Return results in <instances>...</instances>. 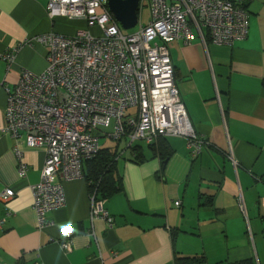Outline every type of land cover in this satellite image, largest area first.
I'll return each mask as SVG.
<instances>
[{
  "label": "crops",
  "instance_id": "1",
  "mask_svg": "<svg viewBox=\"0 0 264 264\" xmlns=\"http://www.w3.org/2000/svg\"><path fill=\"white\" fill-rule=\"evenodd\" d=\"M48 1L0 0V193H15L9 203L0 202V220L7 209L12 213L0 228V264H177L180 258L264 264V0L245 2L248 34L232 46L212 44L205 29V45L195 32L190 44H168L189 121L207 143L201 153L192 158L184 138L168 137L156 144L164 140L170 153L164 163L144 144L137 163L122 140V149L109 147L121 153L114 164L120 190L102 201L113 228L101 219L90 223L89 182L83 178L63 183L65 207L37 230L30 188L40 181L45 154L20 137L17 146L29 170L18 178L14 143L2 132L7 97L21 70L46 69L45 47L28 41L80 30L99 34L80 19H50ZM143 12L149 19L139 2L136 32L147 24ZM7 54H14L11 63L3 58ZM68 226L66 251L59 229Z\"/></svg>",
  "mask_w": 264,
  "mask_h": 264
},
{
  "label": "built area",
  "instance_id": "2",
  "mask_svg": "<svg viewBox=\"0 0 264 264\" xmlns=\"http://www.w3.org/2000/svg\"><path fill=\"white\" fill-rule=\"evenodd\" d=\"M246 1L140 0L148 8L149 21L127 36L107 0L48 1L50 19H80L99 34L80 30L71 36L50 33L28 41L45 47L46 69L40 74L21 70L7 97L2 132L14 143L18 178L24 179L29 170L17 146L20 137L27 147L42 148L45 154L40 181L30 188L37 230L49 225L50 213L65 207L63 183L83 179V164L99 153L101 140H124L129 149L136 142L155 146L160 139L182 137L192 158L201 153L207 143L189 121L168 44L175 40L190 44L195 32L205 45L203 29L214 45L232 46L244 40L249 26ZM13 57L3 56L8 63ZM134 108L137 114L127 115ZM14 196L6 189L0 202L7 204ZM89 202L90 223L101 219L112 229L113 218L96 192L89 193ZM238 202L244 215L241 197ZM179 205L177 201L175 206ZM11 215L7 209L0 228ZM71 239L69 226L59 229L61 249L68 251Z\"/></svg>",
  "mask_w": 264,
  "mask_h": 264
},
{
  "label": "trees",
  "instance_id": "3",
  "mask_svg": "<svg viewBox=\"0 0 264 264\" xmlns=\"http://www.w3.org/2000/svg\"><path fill=\"white\" fill-rule=\"evenodd\" d=\"M164 141V140H161ZM159 142V146H147L153 153L158 154L164 163L170 153H168L166 148H164V143ZM157 148V149H156ZM132 151V159L133 161L139 163L143 160L142 154L140 151L142 150L140 146L134 145L129 148ZM138 153V154H137ZM118 156L117 152H112L111 148H102L99 153L91 160L85 162L82 167L83 178L89 182V190L90 192H96V196L103 200H106L118 190H120L119 180L114 176V164L116 157ZM199 259L196 258H180L177 261V264H196ZM239 264H253V262L245 261Z\"/></svg>",
  "mask_w": 264,
  "mask_h": 264
},
{
  "label": "water",
  "instance_id": "4",
  "mask_svg": "<svg viewBox=\"0 0 264 264\" xmlns=\"http://www.w3.org/2000/svg\"><path fill=\"white\" fill-rule=\"evenodd\" d=\"M140 0H107V7L121 30H129L137 24Z\"/></svg>",
  "mask_w": 264,
  "mask_h": 264
},
{
  "label": "rangeland",
  "instance_id": "5",
  "mask_svg": "<svg viewBox=\"0 0 264 264\" xmlns=\"http://www.w3.org/2000/svg\"><path fill=\"white\" fill-rule=\"evenodd\" d=\"M146 12H143V15H142V22H143V24H145V23H148L147 21H149V19L148 18H146ZM137 26L136 27H134V28H132V29H129V30H121V33L123 34V35H125V36H127V35H131V34H133L134 32H136V30H137ZM137 114V108H134V109H130V110H128L127 111V115H136ZM116 144H120V143H115V142H105L104 140H101L100 141V145H101V147L102 148H107V147H111V148H113V147H115L116 146ZM124 143H121L120 144V149H122L123 148V145ZM136 145H139V146H142L143 145V143L142 142H136ZM144 147V146H143ZM126 153V152H125ZM128 153V152H127ZM126 156H127V154H126ZM125 156V157H126Z\"/></svg>",
  "mask_w": 264,
  "mask_h": 264
}]
</instances>
